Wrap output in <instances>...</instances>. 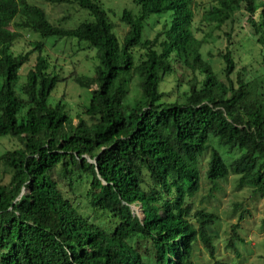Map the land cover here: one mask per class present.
Wrapping results in <instances>:
<instances>
[{"label": "trees", "instance_id": "trees-1", "mask_svg": "<svg viewBox=\"0 0 264 264\" xmlns=\"http://www.w3.org/2000/svg\"><path fill=\"white\" fill-rule=\"evenodd\" d=\"M75 1L95 19L66 27L28 0H0V138L20 142L0 153V164L12 170L10 181L0 183V264H152L136 247L149 249L144 241L158 264H194L197 241L223 264L210 232L218 217L195 208L192 196L208 155L211 184L235 174L239 187L264 200V71L234 80L227 47L219 77L203 55L206 39L191 28V0H133L140 9L123 10L122 38L99 0ZM219 3L211 21L218 28L242 6L251 16L261 9V20L250 21L264 47L263 1ZM169 11L170 25L145 39L151 14ZM23 28L41 38L16 53ZM48 37L55 44L87 42L98 53L94 74L75 78L91 91L88 119L79 116L75 127L62 100L49 102L60 74L50 70L51 53L44 54ZM136 48L144 51L138 62ZM174 60L192 76L185 91L177 82L172 98L162 83L175 72ZM134 75L140 93L129 102ZM135 203L143 218L132 210Z\"/></svg>", "mask_w": 264, "mask_h": 264}, {"label": "rangeland", "instance_id": "rangeland-1", "mask_svg": "<svg viewBox=\"0 0 264 264\" xmlns=\"http://www.w3.org/2000/svg\"><path fill=\"white\" fill-rule=\"evenodd\" d=\"M28 1L42 7L46 11L49 20L54 24L76 27L81 22L92 19L89 11L81 8L77 2ZM99 1L108 11L109 18L115 26L114 31L122 38L128 29V25L121 19L123 10L128 8L137 13L140 6L134 3L133 0ZM257 1L264 2V0ZM195 2L199 4L196 7ZM215 4H218V0H193L192 2L194 13L196 10L193 30L198 38L206 39L202 48L204 57L212 63L219 77L224 78L225 61L222 53H225L227 47H230L236 61V68L232 74L234 80L238 75L250 79L261 74L264 71V47L258 43V36H256L255 28L250 21L251 19L261 20V9H258L255 15L251 16L242 6L228 17L226 23L218 28L216 23L204 19L207 9ZM66 16L67 19L65 20ZM170 17L171 13L152 14L145 23L144 38L153 39L159 32H163ZM21 31V38L13 46L16 53L31 50L33 48L31 41L41 38L39 33L31 30L24 29ZM54 39V37L45 39L47 49L44 54L51 53L50 69L55 68L60 74V79L49 98V102L56 104L59 100H62L66 104V110L73 116L72 126L75 127L79 122V116L88 119L87 115L84 114V110L89 105L91 98V91L79 84L75 78L80 75L92 76L94 74L95 66L99 62L98 53L95 48L89 47L87 42L79 43L76 39H60L61 41L55 44L52 42ZM143 52L139 48L135 49L137 62ZM35 54L36 52L32 53L29 62L21 68L19 86L25 82L28 68L35 62ZM174 67L175 72L167 75L162 83L163 89L169 94L171 93L172 98L176 94L175 85L177 82L182 81L181 92L185 91L187 81L192 76L191 71L177 60H174ZM139 93V80L134 75L130 82L128 101L134 102ZM19 145L20 142L13 136L0 138V153ZM207 160L208 155H205L202 164L201 186L192 196V202L195 208H203L206 211L213 212L218 217L210 231L216 246L217 260L223 264H264V200L255 196L251 188L239 187V176L235 174H231L226 180L219 181L215 187L205 175ZM91 161L93 160L91 159ZM11 174L12 170L10 168L0 164V183H8ZM131 207L137 216L143 218L142 207L139 203L132 204ZM144 243L149 249L140 244L136 247L148 262L158 264L152 252L151 242L144 241ZM193 260L194 264L216 263L201 241L195 243Z\"/></svg>", "mask_w": 264, "mask_h": 264}, {"label": "clouds", "instance_id": "clouds-1", "mask_svg": "<svg viewBox=\"0 0 264 264\" xmlns=\"http://www.w3.org/2000/svg\"><path fill=\"white\" fill-rule=\"evenodd\" d=\"M67 2H76L75 0H66ZM61 2H65V1H61ZM100 2V1H99ZM192 2H193V0H191V8H192ZM197 5H199V4H197L196 2H195V7L197 6ZM200 7V6H199ZM82 8V7H81ZM84 9V8H83ZM219 9H221V7H220V3H219V0H218V4H215V5H212L211 6V8L210 9H207V13L205 14L206 16H204V19H207V21L208 22H211L212 21V18H214L215 17V12H217V10H219ZM87 10V9H86ZM89 11V10H88ZM139 11V10H138ZM192 11H193V20H192V30H193V23H194V18H195V14H196V10H195V13H194V10L192 9ZM89 13H90V11H89ZM167 13H171V17H170V20H169V22H168V24H166L165 25V29L167 28V26L168 25H170V22L172 21V19H173V12L172 11H169V12H167ZM167 13H163V14H167ZM47 14V13H46ZM91 16H92V19H90L89 21H93L95 18H94V16L92 15V14H90ZM152 15V14H151ZM159 15V14H158ZM151 17V16H150ZM149 17V18H150ZM148 18V19H149ZM147 19V20H148ZM86 21V20H85ZM167 23V22H166ZM214 23H216V22H214ZM11 28H13L12 26H11ZM25 28H23V29H21V30H24ZM194 31V30H193ZM20 32H22V31H20ZM195 33V32H194ZM22 34V33H21ZM197 37V36H196ZM21 38V37H20ZM19 38V39H20ZM198 38V37H197ZM19 39H17V40H19ZM16 40V41H17ZM33 49V48H32ZM27 52V51H26ZM36 52V51H35ZM25 53V52H24ZM34 53V52H33ZM32 55V54H31ZM36 56H37V52H36V54H35V60H36ZM31 57V56H30ZM49 62H50V60H49ZM35 63V62H34ZM33 63V64H34ZM51 70V69H50ZM56 89V88H55ZM54 89V90H55ZM53 93V92H52ZM52 95V94H51ZM50 98V97H49Z\"/></svg>", "mask_w": 264, "mask_h": 264}]
</instances>
